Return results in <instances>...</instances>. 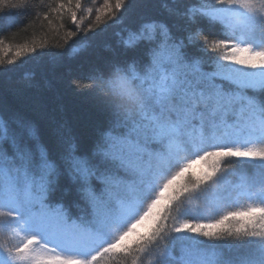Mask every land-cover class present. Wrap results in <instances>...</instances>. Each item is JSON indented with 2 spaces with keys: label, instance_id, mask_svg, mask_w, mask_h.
<instances>
[{
  "label": "snow or ice",
  "instance_id": "obj_1",
  "mask_svg": "<svg viewBox=\"0 0 264 264\" xmlns=\"http://www.w3.org/2000/svg\"><path fill=\"white\" fill-rule=\"evenodd\" d=\"M132 3L96 10L119 55L84 86L89 138L44 106L0 102V233H23L0 264H264V0H148L129 17ZM66 7L75 22L81 0L50 11Z\"/></svg>",
  "mask_w": 264,
  "mask_h": 264
},
{
  "label": "trees",
  "instance_id": "obj_2",
  "mask_svg": "<svg viewBox=\"0 0 264 264\" xmlns=\"http://www.w3.org/2000/svg\"><path fill=\"white\" fill-rule=\"evenodd\" d=\"M60 3L67 6L68 0H27L26 9L0 7V59L3 60L0 102L33 115L44 106L66 121L77 135L87 139L98 120L94 101L84 86L89 83L88 77L94 69L105 67L119 55L115 35L119 27H106L103 19L97 27L92 18L93 10L91 15L87 12L92 8L91 0H81L83 10L73 8L77 12L75 22L67 7L59 13L50 11V7L58 8ZM72 3L74 5L75 0ZM146 3L148 0H133L127 15L139 17L147 12ZM93 28L94 31L90 30ZM71 32L76 35L71 36ZM220 38L217 34L209 35L210 40ZM25 46L29 50L17 56V51ZM33 48L35 51H30ZM72 49L79 51L71 55ZM9 60L13 63L9 64ZM74 83L81 87H74ZM208 170L201 161L193 164L189 172L201 175ZM228 179L237 184L241 177L237 173ZM191 203L196 207L200 202ZM151 259V256L144 257V264H150ZM101 264L119 262L105 257ZM126 264H131V257Z\"/></svg>",
  "mask_w": 264,
  "mask_h": 264
},
{
  "label": "rangeland",
  "instance_id": "obj_3",
  "mask_svg": "<svg viewBox=\"0 0 264 264\" xmlns=\"http://www.w3.org/2000/svg\"><path fill=\"white\" fill-rule=\"evenodd\" d=\"M104 0H91V6L93 10V20H95L96 10L103 5ZM163 203V202H162ZM155 211V210H154ZM154 225V220L149 218L145 220L142 224L137 226L136 232L129 236L128 240L125 243L131 244L133 243L138 237L137 233L139 234H148L150 229ZM23 241V233L17 236L15 233L8 232V233H0V244L6 243L9 247L15 248L18 244L22 243Z\"/></svg>",
  "mask_w": 264,
  "mask_h": 264
}]
</instances>
